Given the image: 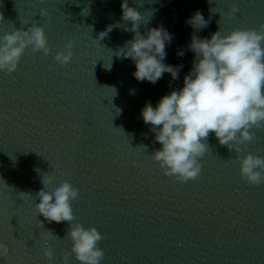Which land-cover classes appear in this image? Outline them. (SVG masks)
Instances as JSON below:
<instances>
[{
    "label": "water",
    "instance_id": "95a60500",
    "mask_svg": "<svg viewBox=\"0 0 264 264\" xmlns=\"http://www.w3.org/2000/svg\"><path fill=\"white\" fill-rule=\"evenodd\" d=\"M122 3L0 0V37L43 26L51 48L45 56L29 47L18 71L0 72V243L10 248L0 264H80L69 236L76 223L104 236L101 264H264V183L243 180L237 159L264 157V128L232 149L210 133L201 174L181 183L154 160L162 145L142 117L146 103L155 108L184 87L194 32L260 30L264 0H128L144 16L141 34L172 35L163 62L182 65L177 79L164 73L155 84L138 81L135 62L117 55L134 37ZM197 11L208 21L199 31L185 23ZM69 42L74 58L63 66L54 56ZM45 174L55 178L47 191L65 180L79 189L72 222L38 213Z\"/></svg>",
    "mask_w": 264,
    "mask_h": 264
},
{
    "label": "clouds",
    "instance_id": "9594fccd",
    "mask_svg": "<svg viewBox=\"0 0 264 264\" xmlns=\"http://www.w3.org/2000/svg\"><path fill=\"white\" fill-rule=\"evenodd\" d=\"M121 7L122 19L132 25L131 28L124 25V28L133 32L134 37L117 55L135 62L134 77L152 84L164 73L177 79L182 65L163 62L167 55L166 42H171L172 35L163 27L151 28L141 34L140 24L144 22V16L136 8L129 7L128 0H123ZM45 12L39 11L42 16ZM238 12L239 7L233 4L230 15ZM185 23L195 31L208 25L199 11ZM0 41V72L12 74L18 71L29 47L34 53L51 54L43 26H33L28 31L16 30L0 37ZM65 47L66 52L54 56V60L63 66L73 60L75 44L69 42ZM188 49L195 53V57L192 70L184 78V87L162 97L155 108L148 102L142 109L144 122L153 126L156 141L162 145L152 155L154 160L160 163L165 175L174 176L181 183L196 180L201 174L200 158L208 152L205 141L210 133H215L221 145L232 149L234 142L253 141V128H264V25L260 30L234 29L226 35L217 31L210 39H202L194 32ZM178 55H183V51ZM110 67L107 68L110 70ZM236 150L240 152V149ZM237 159L243 180L255 186L264 183V157L248 153ZM54 179L48 174L43 176L44 188L38 193L40 203L35 207L49 222H72L75 217L71 201L79 197V189L65 180L54 190H45ZM69 236L71 251L80 264H101L105 254L98 242L104 236L95 227L71 224ZM9 254L10 248L0 243V257ZM44 255L53 259L51 249Z\"/></svg>",
    "mask_w": 264,
    "mask_h": 264
}]
</instances>
